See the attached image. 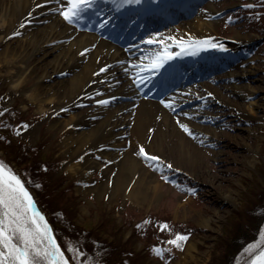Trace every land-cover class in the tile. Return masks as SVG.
Wrapping results in <instances>:
<instances>
[{"label":"bare ground","instance_id":"obj_1","mask_svg":"<svg viewBox=\"0 0 264 264\" xmlns=\"http://www.w3.org/2000/svg\"><path fill=\"white\" fill-rule=\"evenodd\" d=\"M201 2L141 0L140 4L121 6V0L115 3L96 0L82 18L69 23L61 15L67 0H0V48L3 47L0 77L11 82L5 97L24 94L39 110H54L58 114L53 126L71 130L65 139L67 151L74 156L67 165L68 170L84 175L86 170L100 168L108 176L114 175L110 189L113 197L121 194L138 204L152 202L160 195L163 185L142 164L135 148L143 147L149 155L160 157L163 143L170 142L180 154L179 159L193 165L198 153L191 140L199 135V140L208 141L214 130L201 126L205 116L199 107L204 105L215 110L226 105L237 109L236 113L245 118L263 117L264 95L256 82L258 78L254 77L256 68L252 62L248 63V58L226 60L217 47L208 45L190 48L185 44L181 51L175 41L164 39L213 38L211 42L216 43L213 18L217 12L211 0L203 6ZM137 23H143L142 27ZM150 26L155 27L146 33ZM162 27L165 29L161 30ZM150 39H164V43L149 44ZM253 39L254 36L236 32L231 41L246 44ZM165 47L168 52L179 55L158 70L153 69V54L163 53ZM191 65H196L193 69L198 75L230 65L234 67L236 71L226 72L227 78L232 77L227 90L234 98L225 97L224 92L217 91L221 89H214L208 83L191 82L192 76L182 73ZM216 65L219 68H212ZM102 68L105 71L101 72ZM159 82L171 86L169 94L161 100L147 95L143 88ZM207 92L216 99L215 104L207 101ZM101 100L108 103H99ZM192 100L195 104L188 108ZM84 104L92 107L83 109ZM235 138H239L244 148H252L249 134H235ZM225 142L217 154L227 153L224 146L229 142ZM248 162L252 164L254 158H248ZM107 189V183L97 188L99 193ZM28 191L35 201L33 193ZM218 196L234 203L230 194L219 193ZM39 212L42 213L40 208ZM200 222L208 225L207 220ZM50 228L53 232L51 225ZM192 248L194 243L188 241L181 264H185V257H189Z\"/></svg>","mask_w":264,"mask_h":264},{"label":"rangeland","instance_id":"obj_2","mask_svg":"<svg viewBox=\"0 0 264 264\" xmlns=\"http://www.w3.org/2000/svg\"><path fill=\"white\" fill-rule=\"evenodd\" d=\"M211 1L217 12L213 35L217 45H223L217 46L219 50L229 54L236 49L230 45L236 32L254 36L253 50L247 52V46L241 43L236 44V50L239 56H245L239 60L248 58L256 68L254 77L264 95V0ZM248 4L253 7H244ZM230 69L236 71L234 67H223L193 80L208 83L221 89L217 91L224 92L225 97L234 98L227 90L232 81V77H226ZM10 83L0 77V161L33 193L70 264H177L183 260L188 241L194 243V248L191 258L185 257V264H251L264 248V244L255 247L264 232V100L260 119L242 117L237 109L226 105L215 110L199 107L205 116L201 126L214 130L208 141L199 140V135L191 140L198 153L193 165L179 159L180 154L170 142L163 143L159 161L147 160L135 148L142 164L163 185L154 201L138 204L121 194L111 195L113 174L108 176L96 168L86 170L90 172L86 177L87 173L68 170L74 156L67 151L65 139L71 130L55 128L58 114L39 110L24 94L7 99ZM207 93V101L215 104L216 99ZM193 101L188 108L194 106ZM246 133L252 148H244L239 138L234 139L235 134ZM225 141L229 142L224 146L227 153L217 154ZM250 157L254 158L252 164L248 162ZM102 183H107L109 189L99 193L97 188ZM219 193L230 194L234 203L222 200ZM163 224L169 227L161 231ZM177 234L187 236L180 247L167 243ZM69 244L77 252L68 251ZM250 245L254 247L246 251ZM155 247L165 251L158 256Z\"/></svg>","mask_w":264,"mask_h":264},{"label":"snow or ice","instance_id":"obj_3","mask_svg":"<svg viewBox=\"0 0 264 264\" xmlns=\"http://www.w3.org/2000/svg\"><path fill=\"white\" fill-rule=\"evenodd\" d=\"M95 2L96 0H67L61 15L66 21L73 23L75 20L82 18V14L87 9L92 8ZM113 2L115 3V0ZM140 3L141 0H121V6L123 4ZM244 7L251 8L253 5L248 4L244 5ZM164 39L175 41L181 47V51H184L185 44L190 48L200 45L223 48L222 44L212 43L213 38L204 40L190 39L189 41H184L183 38L177 41L175 37ZM164 39L159 41L150 39L147 43L159 42L163 44ZM153 55L154 59L151 67L158 70L168 60L173 59L175 55H179V53H170L165 47L163 53ZM100 71L103 72L105 69L102 68ZM99 103L106 104L108 101L101 100ZM166 106L170 107L171 105ZM181 127L189 135H192L186 125L182 124ZM138 155H143L149 161L160 160L159 157L151 156L145 152L143 147L140 148ZM167 167L171 168L172 166L167 165ZM37 187L39 186L37 185ZM144 223L147 224L149 221ZM137 227L141 226L138 225ZM168 227L167 224L160 225L161 231L167 230ZM185 240H187V236L177 234L175 239L169 240L167 243L180 247L181 242ZM261 244H264V232L261 233L260 241L255 247H259ZM253 247L254 245H250L246 251ZM67 250L74 253L77 252V249L73 248L71 244L67 246ZM153 251L160 256L165 249L155 247ZM78 254L83 255V253ZM0 264H69L64 250L57 243L45 217L36 208L35 201L25 183L2 161H0ZM251 264H264V250H261L252 259Z\"/></svg>","mask_w":264,"mask_h":264},{"label":"water","instance_id":"obj_4","mask_svg":"<svg viewBox=\"0 0 264 264\" xmlns=\"http://www.w3.org/2000/svg\"><path fill=\"white\" fill-rule=\"evenodd\" d=\"M36 205V204H35ZM36 208L38 209V211H39V208L36 206ZM45 217V216H44ZM46 219V221H47V218H45ZM47 223H48V225L50 226L51 224L47 221ZM57 239V238H56Z\"/></svg>","mask_w":264,"mask_h":264}]
</instances>
